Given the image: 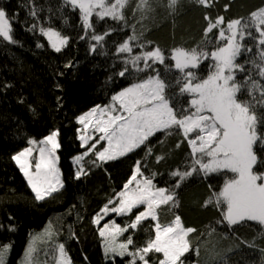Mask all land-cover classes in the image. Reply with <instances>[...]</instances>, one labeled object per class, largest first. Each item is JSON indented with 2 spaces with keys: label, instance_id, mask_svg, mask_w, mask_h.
I'll return each instance as SVG.
<instances>
[{
  "label": "trees",
  "instance_id": "1",
  "mask_svg": "<svg viewBox=\"0 0 264 264\" xmlns=\"http://www.w3.org/2000/svg\"><path fill=\"white\" fill-rule=\"evenodd\" d=\"M206 5L198 0H176L172 6L170 0H128L121 10L123 21L109 17L99 20L94 15L91 17L94 29L86 31L79 10H73L65 0H0V8L12 18V35L16 41L10 43L0 37V250L11 245L10 251L4 254L5 264H20L32 237L45 228L52 229L53 237L42 241L45 244L41 247L36 246L33 257L37 264H55L56 246L60 243L65 245L70 264H130V257L104 253V240L99 237V227L93 220L105 205L112 206L110 201L116 200L118 192L123 190L137 160L141 161L144 174L154 177L157 187H166L167 194H175L174 200L157 208L158 221L148 219L137 229L129 228L118 237V243L126 242L131 236L133 245L129 250L142 248L149 239H154L155 223L165 226L179 215L185 228L195 229L187 237L190 250L181 258L184 264H264V226L243 221L229 227L223 221L226 205L216 202V194L222 190L225 179L234 174L205 177L198 171L180 181L179 188L175 187L178 178L171 173L189 170L193 160L190 146L178 128L150 137L146 144L152 149L151 155L141 146L125 157L97 162L100 166L88 164L94 156H87L83 161L86 174L80 180L74 178L72 160L85 151L78 139L79 116L94 106H107L112 95L124 88L159 73L166 85H170L165 95L171 96L174 110L186 107L188 114L194 111L189 94L179 92L186 82L184 74L175 70L174 61L169 57L176 48H197L210 53L226 45V41L217 40L219 29L205 36L208 25L205 16L212 22L224 17L221 27L225 29L228 22L239 19L241 25H252L246 32L259 36L252 13L264 9V0H206ZM49 27L69 40L60 53L52 50L40 34V28ZM112 29L115 31L106 35L101 44L91 39L93 33L105 34ZM130 35L146 42L144 51L161 49L165 64L153 65L146 71H137L131 63L125 64L128 54L117 53L116 49ZM139 41L132 42L133 54L141 52L136 47ZM37 43L43 46L37 47ZM240 43L241 54L236 64L243 65L244 71L235 69L236 81L244 82L250 76L249 87L252 81L264 85V78L259 76L260 67L264 66L260 59L264 46L247 35ZM249 47L251 52L247 51ZM209 64L214 62L204 60L198 69L191 70L198 80L207 77ZM139 67H143V61ZM125 68L128 69L125 76H119ZM253 95L257 97L253 101L256 113L264 116V107L258 103L259 91ZM238 98L252 100L247 89H242ZM259 130L264 131V125ZM53 131L59 132L61 148L57 152V165L65 187L37 201L12 156L25 148L28 140L45 138ZM194 135L190 134L189 138ZM254 151L257 157L254 171L264 174L261 166L264 148L257 146ZM157 157L163 158L157 162ZM140 210L107 218L112 217L118 225L127 227ZM147 258L152 264H158L162 254L149 253ZM137 264H142L138 257Z\"/></svg>",
  "mask_w": 264,
  "mask_h": 264
},
{
  "label": "snow or ice",
  "instance_id": "2",
  "mask_svg": "<svg viewBox=\"0 0 264 264\" xmlns=\"http://www.w3.org/2000/svg\"><path fill=\"white\" fill-rule=\"evenodd\" d=\"M127 2L128 0H114L113 3L108 4L105 0H65V4L70 5L73 10H79L86 31L94 29L91 22L94 13L99 20L109 17L113 21H123L124 16L121 10ZM198 2L207 6L206 0H198ZM175 3L176 0H170V6ZM97 9L99 11H96ZM32 15H35V12H32ZM252 17L258 37L251 31L246 32V29L252 25L247 23L241 25L239 19L228 22L225 29L221 27L225 23L224 17L221 16L212 22L208 16H205L208 21L205 36L207 37L208 33H212L214 29H219L217 40L218 42L226 41V45L210 53L203 49L198 51L197 48L191 50L176 48L172 51L169 58L174 61L175 70L184 74L186 81L179 92L187 93L191 97L190 106L194 111L190 114L186 107L183 110H174L170 103L171 96L165 95V89L170 85H166L157 73L156 76L149 75L142 82L133 83L118 94L112 95V104L94 106L89 112L79 116L77 123L83 128L80 130L78 139L80 147L85 151L74 157L75 163L81 165L75 171L74 178L80 180L82 175L86 174L81 163L86 156H94V159L87 161L88 164L100 166L97 162L106 163L125 157L140 149L141 146L145 147L147 155H151L152 149L146 144L149 138L158 132L178 128L182 130L183 137L190 146L193 160L189 170H176L171 173L178 178L175 187L179 188L180 181L186 180L198 171L205 177L210 174H234L232 178L225 179L222 190L216 194L217 204L226 205L223 221L229 227L243 221H255L264 225V174L254 171L257 159L254 148L257 146L264 148V131L259 130L260 125H264V116L256 113L253 104V101L257 100L253 93L259 91L258 103L260 107H264V85L252 81L249 87L250 76L246 77L244 82L236 81L235 77V69L244 71L243 65L236 64V60L241 54L240 41L245 39V35L252 40H257L258 45L264 46V27H262L264 26V9L253 12ZM11 19L6 10L0 8V37L4 41L16 43L12 35ZM35 27L36 25H33V28ZM111 31L115 29L105 34L93 33L91 39L101 44ZM40 34L47 38L48 44L56 53H60L69 43L67 37L51 27L40 28ZM133 41H139V38L136 35H130L116 49L117 53L128 54L125 64L131 63L137 71H146L153 65L165 64V53L158 47L154 50H143L147 46L146 42L139 41L136 47L140 48L141 52L133 54ZM42 46L37 43V47ZM95 50V46H92V51ZM247 51L251 52V48L249 47ZM208 59L214 64H209L207 77L198 80L197 74L191 70L198 69L200 64ZM260 59L264 61V51L260 52ZM141 61H143L142 68L139 67ZM127 71V68L120 71L119 76L124 77ZM259 76L264 78V66L260 67ZM242 89H247L248 95L252 97L251 101L238 98ZM116 105L119 106V112ZM95 133L100 134L98 139ZM193 133H195L194 137L189 138ZM168 134L172 133L169 131ZM58 137L59 132L53 131L40 141L43 146L39 148V157L34 165L35 172L31 171L33 148H25L12 156L37 201H43L46 195L50 196L65 187L61 170L57 167L59 160L57 152L61 148ZM104 141L107 146L101 150L98 145ZM35 143L34 140H28L30 145ZM245 153L253 161L247 167L243 164ZM204 157H207L206 161ZM162 158L157 157V162ZM261 166H264V163ZM133 184L134 187H132ZM167 192L166 187H157L154 177L144 174L141 161L137 160L133 173L123 185V190L118 192L115 201H110L114 206L109 208L105 205L102 211L103 216H108L109 213L127 216L140 206H144V210L136 214L134 221L127 227H121L115 220L103 225V228L99 230V236L104 239L103 248L106 255L130 257V264H137V257L142 264H152L147 257L149 253L154 252L162 254L158 264H184L181 258L190 250L186 238L195 229L185 228L179 215L171 224L162 226L159 222L155 223L154 239H149L142 248L135 251L129 250V246L133 245L131 236L126 238V242L118 243V237L128 232L129 228L137 229L142 221L148 219L158 221L155 209L161 204L174 200L175 194H166ZM101 219L102 216L97 215L94 223L100 225ZM46 234L53 235L50 228L46 230ZM33 244L34 240L26 249V264H31V257L35 251ZM10 249L11 245L8 244L0 250V264H5L4 254ZM58 252L60 257L58 264H70L65 255L63 243L59 244Z\"/></svg>",
  "mask_w": 264,
  "mask_h": 264
},
{
  "label": "rangeland",
  "instance_id": "3",
  "mask_svg": "<svg viewBox=\"0 0 264 264\" xmlns=\"http://www.w3.org/2000/svg\"><path fill=\"white\" fill-rule=\"evenodd\" d=\"M105 2L106 3H108L107 2V0H105ZM96 11H99V9H97ZM95 15V13L93 14V16ZM96 16V15H95ZM46 38V37H45ZM46 40H47V38H46ZM50 46V45H49ZM50 48H51V46H50ZM52 49V48H51ZM63 49V48H62ZM53 50V49H52ZM113 103V101H111L108 105H110V104H112ZM107 105V106H108ZM116 107H117V109H118V112H119V106L118 105H116ZM114 115L115 114H118V113H113ZM80 125V124H79ZM83 128V126L82 125H80V128H79V135H80V130ZM95 136H96V138L98 139V137H99V133H95L94 134ZM47 137V136H46ZM45 137V138H46ZM45 138H42V139H31V140H34V141H36V143H35V145H30V144H27V146L25 147V148H29V147H31V148H33V159H32V165H33V167L31 168V171L32 172H35V167H34V165H35V162H36V159H38V157H39V148L40 147H42L43 145L40 143V141L41 140H43V139H45ZM193 138V137H192ZM101 145H103V147H106L107 146V143H106V141H104V142H101V144L100 145H98V147L100 148V146ZM25 148H23V149H25ZM22 149V150H23ZM21 150V151H22ZM101 150H102V148H101ZM19 153V152H18ZM17 153V154H18ZM83 154V153H82ZM198 156L200 155V154H197ZM87 157V156H86ZM85 157V158H86ZM119 159V158H118ZM204 159H205V161L207 160V157H204ZM14 161V160H13ZM109 162V161H108ZM253 161H252V159H251V157L250 156H248L247 155V153H245V155H244V159H243V164H244V166L245 167H247L248 165H250L251 163H252ZM15 163V162H14ZM72 163H73V165H74V168H75V171L77 170V168L78 167H80L81 165H77L76 163H75V161H74V158H73V160H72ZM82 163V165H83V161L81 162ZM15 165H16V163H15ZM17 166V165H16ZM18 167V166H17ZM57 167H58V165H57ZM19 169V168H18ZM20 171V170H19ZM22 174V173H21ZM23 175V174H22ZM24 177V176H23ZM139 178H142V177H139ZM138 178V179H139ZM24 179H25V177H24ZM25 181H26V179H25ZM26 183H27V181H26ZM28 185V184H27ZM135 185L133 184L132 185V187H134ZM28 187H29V185H28ZM30 188V187H29ZM34 194V193H33ZM167 194V193H166ZM35 196V195H34ZM47 196H49V195H46L45 197H47ZM115 201V200H114ZM112 204V203H111ZM110 204V205H111ZM117 204H118V201H117ZM162 205V204H161ZM160 205V206H161ZM114 205L112 204V206L111 207H113ZM109 207V206H108ZM111 207H109V208H111ZM159 207V206H158ZM157 207V208H158ZM157 208L155 209V211H156V213H157ZM136 209H141L140 211H143L144 210V206H140L139 208H136ZM103 210V209H102ZM101 210V212L98 214V215H101L102 216V219H101V222H100V225H97L98 227H99V230L100 229H102L103 228V225L105 224V223H109V222H111L112 220H114L112 217H109V218H107L109 215H113V216H119V215H117V214H115V213H109V215L108 216H103V211ZM135 210V209H134ZM133 210V211H134ZM96 217V216H95ZM95 219V218H94ZM94 221V220H93ZM95 224V223H94ZM96 225V224H95ZM264 226V225H263ZM49 228H45L40 234H37V235H35L34 237H32V239H31V241L30 242H32L33 240H34V244H33V247L34 248H36V246H39V247H41V245H43V244H45V243H43L42 241H44L46 238H50V237H53V235H51V236H48L47 234H46V230H48ZM50 230H52L51 228H50ZM99 230H98V235H99ZM52 232V231H51ZM100 237V236H99ZM102 238V237H101ZM103 239V238H102ZM187 239V238H186ZM104 240V239H103ZM103 250H104V248H103ZM105 253V252H104ZM33 254H34V252H33ZM33 254H32V257H31V264H37V261H35L34 260V257H33ZM26 256H27V253L25 252V256L23 257V259L21 260V262H20V264H26ZM59 259H60V257H59V252H58V246H56V254H55V264H58V261H59Z\"/></svg>",
  "mask_w": 264,
  "mask_h": 264
}]
</instances>
